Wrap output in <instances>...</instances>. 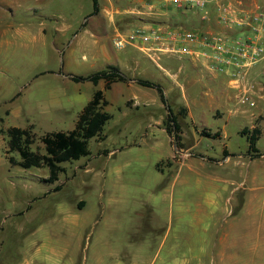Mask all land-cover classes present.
I'll return each instance as SVG.
<instances>
[{
    "label": "crops",
    "instance_id": "obj_1",
    "mask_svg": "<svg viewBox=\"0 0 264 264\" xmlns=\"http://www.w3.org/2000/svg\"><path fill=\"white\" fill-rule=\"evenodd\" d=\"M262 3L264 0H215L201 20V12H179L151 0H96L94 14L91 0H0V109L12 120L8 128H31L34 134L44 135L63 132L62 126L67 125L68 132L92 94L100 91L106 102L105 112L109 113L112 104H119L107 122L119 130L136 129L143 131V137L148 135L156 170L162 174L167 169L170 178L161 192L168 200L164 214L167 224L152 258H159V264H264V155L248 153L246 135L241 134L257 130L254 147L264 152L257 147L264 136V56L245 70L246 83L234 88L231 67L210 71L201 57L177 59L154 54V59L137 47L115 50L111 46L113 37L135 28L164 30L181 26L175 21L185 26L192 20L201 33L222 34L231 41L247 37L264 51L260 24L224 27L216 19L218 5L234 6L236 16L248 19ZM193 48L202 50L200 46ZM126 49L130 51L121 53ZM109 68L129 80L113 82L106 90L103 80L96 84L70 80L71 76H87ZM136 79L155 84L165 103L170 101L178 147L165 129L167 112L158 92L137 85L133 81ZM86 89L91 90L89 96ZM241 92L254 100L253 107L237 104ZM227 122L234 123L235 136L245 140L244 151L227 150L223 143ZM201 139L218 142V160L206 153H192ZM164 141L172 150L161 157L160 142ZM126 146L139 147L130 143ZM116 153L106 152V158ZM195 161L201 167L203 163L215 164L219 170L196 172L191 164ZM142 190L152 203L149 188ZM183 194L193 197L190 205L182 203ZM82 208V201L58 206L46 224L30 222L35 226L28 231L29 221H15L16 229L8 230L9 241L14 242L22 262L14 264H73L88 247L80 244L87 231ZM172 222L174 233L167 241ZM183 224L193 235L185 250L179 245ZM12 234L17 239H11ZM24 235L30 237L23 239ZM7 240H0V264H6L3 256ZM102 243L98 240L96 245L101 248ZM97 248L90 253L94 264H100L102 257L116 255L113 247L106 252ZM144 249L151 251L150 246ZM13 257L15 254L8 256Z\"/></svg>",
    "mask_w": 264,
    "mask_h": 264
},
{
    "label": "rangeland",
    "instance_id": "obj_2",
    "mask_svg": "<svg viewBox=\"0 0 264 264\" xmlns=\"http://www.w3.org/2000/svg\"><path fill=\"white\" fill-rule=\"evenodd\" d=\"M261 1L258 0L259 3ZM190 21L185 26L176 23V21L173 23L181 25L182 28L195 29L193 26L195 24L192 20ZM126 51L130 50L126 49L121 53ZM134 55H137L140 61H145L140 55L135 53ZM84 92L88 96L91 94L89 89ZM167 103L172 109L170 101ZM118 106L119 104L109 106L108 114L111 115L110 113L116 111ZM206 123H210V121L207 120ZM11 125L12 120L5 116L3 109H0V129L5 130ZM62 127V131L66 132L68 126ZM225 131L227 138L223 140V143L227 150L244 151L246 149L245 140L235 136L234 123L227 122ZM40 135H43V132L35 134L31 149L43 153V146L39 140ZM102 135L104 136L102 141L88 140V155L86 157L60 164L63 171L59 173L57 181L52 184L43 182L48 174L46 168L21 169L11 166L5 152L6 137L0 136V227H2L0 240L8 238L5 256H3L6 264L22 262L19 254L17 255L15 251L16 247L13 246L14 242L9 241L11 236H9L8 230L16 229L17 222L14 224L15 221H29L27 222L28 231L30 227L35 226L31 223L46 224L50 215L56 214L58 206L72 205L75 201L83 202L80 214L87 220V231L81 236L80 244L84 246L86 243L88 247L87 252L77 255L73 264H94L96 260L90 257V253L95 246H98L97 250L104 252L109 247H113L116 252L113 258L102 257L99 261L100 264H111V262L116 264H159L161 260L156 257L152 258V255H154V247L157 246L164 234L167 224L164 214L168 200L161 195L170 180L166 173L167 169L162 170V174L156 170V156L154 151L150 150L151 139L148 135L143 137V131L119 130L107 122L103 126ZM129 143L139 145V147L126 146ZM160 143L162 157L169 153L168 149L172 150V148L166 141ZM257 145V147L264 148V136L261 137ZM220 148L218 142L201 139L193 148L192 153H206L208 157L218 160ZM112 150H116L117 153L106 158V152ZM10 156L18 160L17 154ZM165 161V158H162L161 163L164 164ZM198 162L191 163L196 172L219 170L215 164L203 163L204 166L201 167ZM55 186L60 188L53 192L52 189ZM143 188H149L152 203L146 200ZM172 199V203H175V195ZM192 200L193 197L190 194H183V204L190 205ZM27 210L29 211L26 212ZM19 213L23 215L19 216ZM111 220L113 223H110ZM106 221L108 224H105ZM13 224L14 227H11ZM174 225L172 222L167 241L174 233ZM183 225L181 244L179 245L185 250V246L193 240V235H191L188 226ZM29 237V235H24L23 239ZM13 238L17 239L14 234L11 239ZM98 240L103 242L101 248H99L100 244L96 245ZM144 246H150L151 251L145 250ZM10 254H15V257L8 258ZM178 261L176 260L177 263Z\"/></svg>",
    "mask_w": 264,
    "mask_h": 264
},
{
    "label": "built area",
    "instance_id": "obj_3",
    "mask_svg": "<svg viewBox=\"0 0 264 264\" xmlns=\"http://www.w3.org/2000/svg\"><path fill=\"white\" fill-rule=\"evenodd\" d=\"M151 1L172 7L179 12H201V20H204L208 6L215 2V0ZM236 12L237 9L234 6L218 5L216 18L218 24L224 27L260 24L262 26L260 32L264 36V3L258 5L248 19L236 16ZM111 46L115 50L137 47L148 57H154V54H166L177 59L184 56L201 57L210 71L221 72L231 67L234 70L230 75L231 85L234 88L246 83L245 70L264 56L263 49L256 45L253 39L246 37L231 41L226 40L222 34H204L198 30L185 29L180 26L164 30L135 28L123 36L113 37ZM194 46H200L202 50L195 51ZM236 101L240 106L248 108L254 106V100L246 92L238 94Z\"/></svg>",
    "mask_w": 264,
    "mask_h": 264
},
{
    "label": "trees",
    "instance_id": "obj_4",
    "mask_svg": "<svg viewBox=\"0 0 264 264\" xmlns=\"http://www.w3.org/2000/svg\"><path fill=\"white\" fill-rule=\"evenodd\" d=\"M92 14L97 11L96 0H91ZM70 80L74 82L88 81L96 84L97 81L103 80L104 90L108 89L113 82L127 81L124 75L120 74L116 69L109 68L104 71L89 74L87 76H71ZM134 83L144 87L155 88L160 96V100L166 108V121L164 123L168 134L173 136V141L176 147L177 124L175 117L171 112L169 106L165 103L161 95V91L155 84L144 80H133ZM106 102L102 99V93L95 91L88 103L82 108L78 114L74 127L68 132H51L40 136V142L43 146V153L33 151L31 145L33 144L35 134L29 129L8 128L7 130L0 129V135L6 137V156L8 163L11 166H17L21 169L31 168H46L47 177L43 179L46 184H52L57 181L59 173L63 171L60 164L70 161H76L81 157L88 155L87 142L90 139L102 141L103 126L110 119V115L103 110ZM246 135L248 153L259 156L264 155V152L259 153L254 147L258 131L253 129L249 134L241 132ZM206 136L207 134H204ZM13 154L18 155V160H15ZM59 186L53 187L52 191H58Z\"/></svg>",
    "mask_w": 264,
    "mask_h": 264
}]
</instances>
